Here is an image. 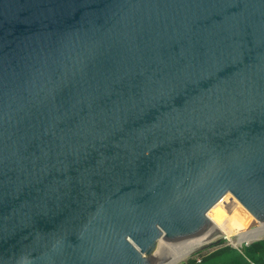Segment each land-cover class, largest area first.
Segmentation results:
<instances>
[{"label":"water","instance_id":"1","mask_svg":"<svg viewBox=\"0 0 264 264\" xmlns=\"http://www.w3.org/2000/svg\"><path fill=\"white\" fill-rule=\"evenodd\" d=\"M263 222L264 0H0V264Z\"/></svg>","mask_w":264,"mask_h":264},{"label":"trees","instance_id":"2","mask_svg":"<svg viewBox=\"0 0 264 264\" xmlns=\"http://www.w3.org/2000/svg\"><path fill=\"white\" fill-rule=\"evenodd\" d=\"M183 264H264V240L253 242L241 250L224 246L201 258L189 259Z\"/></svg>","mask_w":264,"mask_h":264},{"label":"bare ground","instance_id":"3","mask_svg":"<svg viewBox=\"0 0 264 264\" xmlns=\"http://www.w3.org/2000/svg\"><path fill=\"white\" fill-rule=\"evenodd\" d=\"M237 234L242 238V241L244 244L248 242L257 241L258 239L264 237V222L254 225L252 227L237 231L230 235H237ZM222 236L226 237L227 235H222ZM218 237H221V236H218ZM213 239L214 238L208 239L198 244L188 246L185 248L170 249L168 252H166L162 256L158 264H178L184 261L185 259H187L189 256H191L193 253H195L196 251H198L199 249H201L208 243H210Z\"/></svg>","mask_w":264,"mask_h":264},{"label":"rangeland","instance_id":"4","mask_svg":"<svg viewBox=\"0 0 264 264\" xmlns=\"http://www.w3.org/2000/svg\"><path fill=\"white\" fill-rule=\"evenodd\" d=\"M260 239L264 240V237H262ZM261 240H259V241H261ZM214 241L216 242L215 246H213L211 248H207V249L202 250L200 252L193 253L187 259H185L184 261H182V262H180L178 264L186 263L189 259H192V258H196V259L197 258H201L202 256L208 255V254L212 253L213 251L217 250L218 248H221V247H224V246L225 247L226 246H231V247H233L235 249H238V250H241L244 246H246L243 243L242 238L238 234L237 235H227L226 237H223V236L217 237ZM256 242H258V241H256ZM248 243L252 244L251 242H248Z\"/></svg>","mask_w":264,"mask_h":264}]
</instances>
